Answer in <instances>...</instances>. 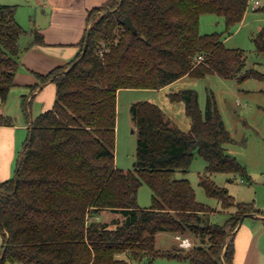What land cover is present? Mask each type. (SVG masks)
Listing matches in <instances>:
<instances>
[{"label": "trees", "instance_id": "trees-1", "mask_svg": "<svg viewBox=\"0 0 264 264\" xmlns=\"http://www.w3.org/2000/svg\"><path fill=\"white\" fill-rule=\"evenodd\" d=\"M248 6L249 0H108L88 12L78 55L39 73V81L31 85L35 90L53 81L56 98L29 124L14 176L0 182V264H131L124 252L135 259L166 254L188 258L191 264H232L240 219L256 209L252 202L236 200L210 176L247 174L225 150L226 143L237 140L226 128L214 93L208 92L205 110L193 88L169 93L171 100L185 102L189 130L167 117L159 104L133 102L139 131L133 170L116 163L117 98L121 88L159 89L184 75L264 78L246 68L245 51L228 47L222 33L200 32L202 14L223 16L225 32H230ZM16 9L0 4L1 103L15 84L24 51L20 37L27 33ZM125 16L131 17L137 33L124 23ZM32 34L31 45L44 42L40 30ZM255 42L264 52V25ZM22 107L28 114L25 94ZM13 123V116L0 111V124ZM196 152L207 161L200 175L205 191L225 209L236 207L225 221H210L206 214L214 208L197 200L188 178L176 176L177 169L190 167ZM143 183L153 190L149 207L137 201ZM104 210L117 217L103 221ZM160 231L192 234L202 243L161 251L156 249Z\"/></svg>", "mask_w": 264, "mask_h": 264}, {"label": "rangeland", "instance_id": "rangeland-1", "mask_svg": "<svg viewBox=\"0 0 264 264\" xmlns=\"http://www.w3.org/2000/svg\"><path fill=\"white\" fill-rule=\"evenodd\" d=\"M260 2L257 7L259 9H256L250 2L244 18L235 24L230 32H225L226 25L223 16L215 13L202 14L200 32L203 34L222 33L223 40L228 47L242 48L245 51L246 68L255 69L264 74V52L257 49L255 42L256 35L264 25V0ZM0 4L16 6V18L19 24L27 30V33L20 37V44L24 49L29 47L34 39L32 30L38 29V26L50 16L51 8L48 1L0 0ZM100 13L102 11L98 14ZM94 15H92V21H94ZM186 88L197 90L202 110H205L208 92L214 93L226 128L237 140V142L226 143L225 150L235 155L247 168L246 175L227 172L210 173L211 178L218 185L226 187L236 200L252 202L256 209L254 213L256 216L247 215L242 223L243 226H249L253 230L255 236L251 242L252 245L245 244V229L242 226L240 237H243V243L240 244L238 250L236 248L232 264H264V78H247L240 81L237 77H224L218 73H209L204 77L187 76L159 90L123 89L117 100L116 163L125 170H133L135 167L139 131L131 113L133 102L140 100L155 102L180 128L184 130L191 128V118L186 112L185 102L183 100L173 101L169 97L170 92ZM246 89L247 91H244ZM11 100L13 102V98ZM12 102L9 105L11 109ZM35 113L36 110H34ZM206 165L207 161L196 152L190 167L187 170L177 169L176 176L188 178L195 189L197 200L214 208L213 212L206 214L210 221L222 222L228 218L230 212L236 210V207L225 209L217 197L205 191L200 183V175L205 172ZM152 198V188L147 183H143L138 190V204L141 207H149L152 204ZM107 211L100 212V218L103 221H111L117 217V213ZM0 236L3 242L2 235ZM187 236L191 237L192 245L202 243L200 237L192 234ZM205 241V245L208 246V237ZM177 242L179 240L175 239L170 232H163L156 236V249L172 251ZM122 256L130 259L131 264H191L188 258L171 257L166 254L154 256L144 254L135 259L124 252Z\"/></svg>", "mask_w": 264, "mask_h": 264}, {"label": "crops", "instance_id": "crops-1", "mask_svg": "<svg viewBox=\"0 0 264 264\" xmlns=\"http://www.w3.org/2000/svg\"><path fill=\"white\" fill-rule=\"evenodd\" d=\"M46 1L50 4L51 13L38 26V30L44 36V42L34 43L24 49L15 75V84L12 86L7 100L0 103V111L14 118L13 124H0V182L14 176L23 145L28 136L29 124L39 114L50 109L56 98V84L53 81L49 80L42 83L35 90L31 89V85L39 81V73H49L54 68L69 62L78 55L81 50L80 41L89 26L87 23L88 12L108 0ZM187 76L190 75H184L159 89L172 85ZM123 89L129 88L119 89L118 95ZM244 91H247V89ZM23 94L27 95V100L30 102L28 114L22 107ZM11 98H13V102ZM11 102L13 103L12 109L9 107ZM34 110H36L35 114ZM106 211L104 210V212ZM107 213L110 212L107 211ZM242 226L243 224L238 227L236 233L237 250L240 244L243 243V237H240ZM243 227L245 229V244L251 246L255 236L253 230L249 226ZM163 232L169 231H160L157 235ZM170 233L177 239V234ZM188 237L191 239L190 236ZM178 244L179 242H177L176 247ZM1 246L0 236V255ZM12 263L23 264L20 261ZM6 264L11 263L7 262Z\"/></svg>", "mask_w": 264, "mask_h": 264}, {"label": "built area", "instance_id": "built-area-1", "mask_svg": "<svg viewBox=\"0 0 264 264\" xmlns=\"http://www.w3.org/2000/svg\"><path fill=\"white\" fill-rule=\"evenodd\" d=\"M252 2L254 7L257 8L260 5V0H249V3ZM198 59L202 60L203 59V55L199 54L198 55ZM1 103V100H0ZM177 239L179 240V244L181 247H190L192 246V241L188 236H183L182 234H177Z\"/></svg>", "mask_w": 264, "mask_h": 264}, {"label": "water", "instance_id": "water-1", "mask_svg": "<svg viewBox=\"0 0 264 264\" xmlns=\"http://www.w3.org/2000/svg\"><path fill=\"white\" fill-rule=\"evenodd\" d=\"M123 21L134 33L138 32V30H137L136 26L134 25L130 16H125ZM141 36H142V38L147 39L145 35L142 34ZM245 217H246V215H243L241 217L240 222L238 224V227L241 226Z\"/></svg>", "mask_w": 264, "mask_h": 264}]
</instances>
